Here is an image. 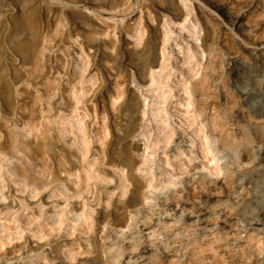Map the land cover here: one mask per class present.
Listing matches in <instances>:
<instances>
[{"label": "rangeland", "instance_id": "374dc122", "mask_svg": "<svg viewBox=\"0 0 264 264\" xmlns=\"http://www.w3.org/2000/svg\"><path fill=\"white\" fill-rule=\"evenodd\" d=\"M187 2L0 0V264H264V0Z\"/></svg>", "mask_w": 264, "mask_h": 264}, {"label": "bare ground", "instance_id": "6f19581e", "mask_svg": "<svg viewBox=\"0 0 264 264\" xmlns=\"http://www.w3.org/2000/svg\"><path fill=\"white\" fill-rule=\"evenodd\" d=\"M181 2H182V4H183V6H184V8H185V10H186V13H188L192 8H191V6H190V4L187 2V0H181ZM185 20H186V18H184L183 19V21H182V23L180 24V27H179V29H184L185 28V25H184V22H185ZM194 29H196V28H194ZM188 31H189V29H187ZM194 32V31H193ZM197 32V31H196ZM192 34V33H191ZM194 37V36H193ZM194 39L195 40H198V35L196 34L195 35V37H194ZM191 55V54H190ZM257 64V63H256ZM41 70H42V66H41ZM64 74H71V75H75L76 74V71L74 70V68H72V66L70 67V68H66L65 69V71L63 72ZM260 75V70L259 69H257L256 70V73L255 74H253L252 76H253V78H255L256 76H259ZM94 78V76L91 74L90 75V77L88 78V80H91V79H93ZM154 79V78H153ZM152 79V77H151V80H153ZM78 82L79 83H82L83 82V79H79L78 80ZM152 82V81H151ZM70 88H72V86L70 87ZM75 88V87H74ZM160 88V87H159ZM77 91V90H76ZM76 91H75V89L72 91V93H71V95H72V97L75 99V102H77L78 101V98H76ZM183 93H185L186 94V90L183 88ZM70 97V96H69ZM181 100H183V104L184 105H186V107H188V105H190V102L187 100V98H185V96L184 97H182V99H180L179 100V102H178V104H180L181 103ZM130 108H131V105H129L128 106V109L130 110ZM152 111V110H151ZM161 113H162V110H161V108L159 109V108H157L155 111H154V113H153V115H154V118L156 117V116H158V115H161ZM152 114V113H151ZM152 115V116H153ZM159 117V116H158ZM157 117V118H158ZM156 119V118H155ZM159 119H161L162 121L161 122H164L163 121V117L162 116H160V118ZM157 121V120H156ZM67 123V124H66ZM65 123V125L62 127V129L60 130L61 131V133H63V131H68L70 134L72 133L73 134V126H72V124L70 123V122H66ZM165 123V122H164ZM191 124V123H190ZM189 124V125H190ZM159 127V126H158ZM70 128V129H69ZM75 128L77 129V131H79V132H81L82 133V131H83V128H82V126H81V124H80V122L77 120L76 121V126H75ZM76 129H75V131H76ZM199 130L200 129H198V131H197V134H198V132H199ZM196 133V132H195ZM83 134V133H82ZM159 134H161V136H159V137H161V140L162 141H164V142H168V140H169V138L171 137V131L170 130H167L166 129V127H165V125L163 124V125H161L160 127H159ZM188 134V133H187ZM145 134L144 133H142L141 134V136H144ZM11 136H12V134H11ZM14 136L15 137H17L15 134H14ZM83 136V135H82ZM81 136V139H80V148H78V150H79V152H80V154L82 155V156H85L88 152H90L91 151V149H90V147H88V144L86 143V141H85V139L83 138ZM15 137H13V140L14 141H17V139L15 138ZM149 137V136H148ZM75 138H77L76 136H75V134H74V138L68 143V146L69 147H71V145H76V142H75ZM147 138V137H146ZM148 140V139H147ZM158 140H160V139H158ZM189 142H190V144L192 145V146H196V141H195V138L194 137H192V136H190V138H189ZM156 141H154V142H152V144H154V145H156ZM200 144H202V147L200 148L201 149V151H203V150H205L206 151V153H208V152H210V150H209V148L208 147H203L204 145H203V142H201ZM144 145H145V143H144ZM45 146H47V148H46V150H48V151H50V150H52L53 148V144H51L50 142H48V143H46L45 144ZM199 146V145H198ZM201 146V145H200ZM24 147H27L28 148V146H27V144L24 146ZM76 148H77V146H75ZM145 147H146V145H145ZM30 149H32L31 147H29ZM14 149V148H13ZM192 152V151H191ZM193 153V157H191V158H189V160H193V159H196L198 156V154L196 155V153L193 151L192 152ZM203 153V152H202ZM95 154V153H94ZM91 155H93V153H92V151H91ZM98 155L99 156H97V158H98V160L100 159V162H98L97 163V166H96V168H94L93 166H94V162L95 161H93L94 160V156H93V160H92V162L91 163H89V165H90V167L91 168H93V170H96V173H97V175H96V178L97 177H99V174H103L105 177H107V171H105L104 169H101L100 168V164H105L106 162H108V163H110L111 162V160H110V154H109V152H106V151H101V152H99L98 153ZM203 155V154H202ZM104 156H105V160H104ZM22 159L24 160L22 163H21V166H20V175L23 177V178H27L28 176H29V174H30V169L34 166V157H33V152L31 151V153L28 151V153H26L25 155L23 154L22 155ZM173 159H175L178 163H180V160H181V157H180V154H175L174 156H173ZM209 160H212L213 161V165L212 166H210V168L209 169H211V168H213L214 170H219V166H218V163L216 162V160H214L213 159V157H211V158H209ZM5 161L6 162H8L9 164H10V160H9V157H6L5 158ZM176 162V163H177ZM165 163H166V165H168V166H171V163H170V161H168V160H166L165 161ZM70 168H68L67 169V171H69L70 169H72V166H69ZM7 171L9 172V174H13V171H12V169H10L9 167H7ZM168 171L169 170H163V171H161L162 172V174L163 173H167L168 174ZM91 176L89 175L88 176V178H90ZM104 179V178H103ZM102 179V180H103ZM133 180V179H132ZM120 182L122 183V181L120 180ZM160 182H162V181H160ZM132 183H133V190H132V192H131V195H130V198H129V200H127V201H124L123 203L126 205V206H133V205H135L136 204V202H137V200H139V198L137 197V195H136V188H137V181L136 180H133L132 181ZM147 186L148 187H151V186H153L152 185V183H151V179H149V181H148V183H147ZM1 191V190H0ZM1 197V196H0ZM176 206V205H175ZM74 210V212H75V214H76V216H77V218H81L80 217V214L79 213H77L76 212V210L75 209H73ZM164 214H173V213H171L170 211H169V209H166L164 212H163Z\"/></svg>", "mask_w": 264, "mask_h": 264}]
</instances>
